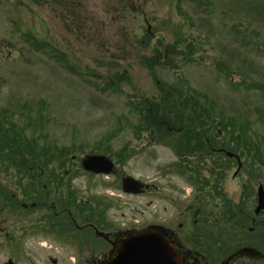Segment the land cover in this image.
<instances>
[{"label": "rangeland", "instance_id": "374dc122", "mask_svg": "<svg viewBox=\"0 0 264 264\" xmlns=\"http://www.w3.org/2000/svg\"><path fill=\"white\" fill-rule=\"evenodd\" d=\"M155 111L165 129L152 135ZM203 114L264 148V0H0V202L27 196V172L9 170L18 151L64 165L74 195L100 200L111 220L175 227L193 180L170 167L185 160L174 151L197 144ZM103 152L118 155L114 174L81 169L85 155ZM254 170L264 182V168ZM123 174L152 189L123 194ZM42 236L29 238L58 244Z\"/></svg>", "mask_w": 264, "mask_h": 264}, {"label": "flooded vegetation", "instance_id": "af4514ba", "mask_svg": "<svg viewBox=\"0 0 264 264\" xmlns=\"http://www.w3.org/2000/svg\"><path fill=\"white\" fill-rule=\"evenodd\" d=\"M224 176L215 172L207 186L211 194L196 188L204 184L194 186L192 202L182 204V210L179 205L176 217L187 236L171 233V239L183 264H264V207L257 210V197L245 190L228 195ZM29 181L51 186L45 190L49 195L2 198L0 264H37L39 258L42 264H96L107 252L114 255L119 240L134 232L131 222L102 217L87 210L83 200L67 195L66 180ZM35 235L54 236L58 244L46 246L29 238ZM92 238L95 242L88 241Z\"/></svg>", "mask_w": 264, "mask_h": 264}, {"label": "water", "instance_id": "95a60500", "mask_svg": "<svg viewBox=\"0 0 264 264\" xmlns=\"http://www.w3.org/2000/svg\"><path fill=\"white\" fill-rule=\"evenodd\" d=\"M82 165L88 170L109 172L112 168L110 160L103 155H89L82 160ZM123 189L129 192H138L141 184L132 177H124ZM260 202H264V195L259 188ZM129 247L134 264H180L174 246L157 232L143 231L129 240ZM129 259V261L131 260Z\"/></svg>", "mask_w": 264, "mask_h": 264}, {"label": "trees", "instance_id": "16d2710c", "mask_svg": "<svg viewBox=\"0 0 264 264\" xmlns=\"http://www.w3.org/2000/svg\"><path fill=\"white\" fill-rule=\"evenodd\" d=\"M259 90V89H258ZM164 116V115H163ZM165 118H163L162 116H160V118H158V121H155L154 123H152V124H149V126H148V130L149 131H155V130H157L158 132H160V133H163V130L165 129V128H163V126H159V124H158V122L159 121H163ZM184 124H186V123H182L181 125H184ZM203 124V123H202ZM201 127V131L203 132L204 131V129H202V126H200ZM193 131V130H192ZM166 132L167 133H169L167 130H166ZM24 152H15L13 155H15V157L16 158H18L19 159V162L20 163H23V162H28V160H30V159H28L26 156H24V154H23ZM34 157V156H33ZM31 162H32V159H31ZM46 162H48V159L46 160V161H44L43 163H46Z\"/></svg>", "mask_w": 264, "mask_h": 264}]
</instances>
